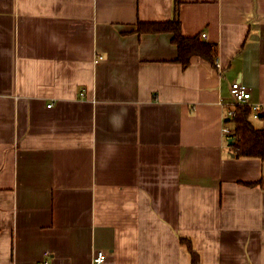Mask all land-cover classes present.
Here are the masks:
<instances>
[{
    "label": "crops",
    "instance_id": "obj_1",
    "mask_svg": "<svg viewBox=\"0 0 264 264\" xmlns=\"http://www.w3.org/2000/svg\"><path fill=\"white\" fill-rule=\"evenodd\" d=\"M177 1L217 66L134 31L175 0H0V264H264V160L223 130L234 81L264 128V0Z\"/></svg>",
    "mask_w": 264,
    "mask_h": 264
},
{
    "label": "trees",
    "instance_id": "obj_2",
    "mask_svg": "<svg viewBox=\"0 0 264 264\" xmlns=\"http://www.w3.org/2000/svg\"><path fill=\"white\" fill-rule=\"evenodd\" d=\"M135 32L143 33H170L171 41L177 47L176 61L185 68L192 58L197 56L214 63L218 55V46L202 39L201 34L187 36L182 31L180 19V4L175 0L174 16L165 21H138ZM236 115L229 118L227 123H232L233 133L229 135L232 143L230 150L235 157H254L264 160V128L257 127L251 121L252 108L248 105L236 104L233 106ZM253 184V183H252ZM180 242L190 256L191 264H200V253L195 249L193 240L180 237Z\"/></svg>",
    "mask_w": 264,
    "mask_h": 264
},
{
    "label": "built area",
    "instance_id": "obj_3",
    "mask_svg": "<svg viewBox=\"0 0 264 264\" xmlns=\"http://www.w3.org/2000/svg\"><path fill=\"white\" fill-rule=\"evenodd\" d=\"M203 37H206V34H202ZM215 64L217 66L218 59L215 57ZM230 93L232 99V105L226 110V119L233 118L236 115V111L234 109V105H248L252 108V116L254 118H259L260 116V109L261 106L257 103H251L252 92L251 88L241 82V81H234L230 86ZM83 95V93H81ZM49 106H52L50 104ZM224 133L229 136L233 133V128L227 125V122L224 125ZM106 260V253L103 250H98L93 258V264H105ZM42 264H51L49 261H44Z\"/></svg>",
    "mask_w": 264,
    "mask_h": 264
},
{
    "label": "water",
    "instance_id": "obj_4",
    "mask_svg": "<svg viewBox=\"0 0 264 264\" xmlns=\"http://www.w3.org/2000/svg\"><path fill=\"white\" fill-rule=\"evenodd\" d=\"M232 141H233V139H232V138H230V139H229V144H230V143H232Z\"/></svg>",
    "mask_w": 264,
    "mask_h": 264
}]
</instances>
